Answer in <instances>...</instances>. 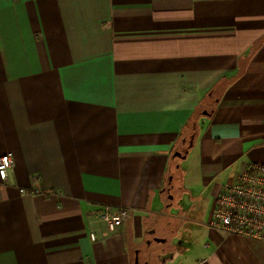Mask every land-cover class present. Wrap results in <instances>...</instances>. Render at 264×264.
<instances>
[{"label": "crops", "instance_id": "obj_1", "mask_svg": "<svg viewBox=\"0 0 264 264\" xmlns=\"http://www.w3.org/2000/svg\"><path fill=\"white\" fill-rule=\"evenodd\" d=\"M7 153L0 264H155V215L180 220L160 264H264L189 217L264 164V0H0Z\"/></svg>", "mask_w": 264, "mask_h": 264}, {"label": "built area", "instance_id": "obj_2", "mask_svg": "<svg viewBox=\"0 0 264 264\" xmlns=\"http://www.w3.org/2000/svg\"><path fill=\"white\" fill-rule=\"evenodd\" d=\"M14 165L13 153L1 156L2 180H7ZM129 216L130 212L125 207L106 205L102 209L100 220L114 231L122 226ZM209 225L228 235L264 242V164H251L236 180L223 185ZM91 238L97 239L95 232L91 233Z\"/></svg>", "mask_w": 264, "mask_h": 264}, {"label": "rangeland", "instance_id": "obj_3", "mask_svg": "<svg viewBox=\"0 0 264 264\" xmlns=\"http://www.w3.org/2000/svg\"><path fill=\"white\" fill-rule=\"evenodd\" d=\"M190 160V157L188 158V160L182 161L181 159H178V163L176 164L175 169H177L179 167V165L181 164L182 166H187L188 162ZM177 172V171H176ZM181 172V171H180ZM180 172L178 171L177 173H175V178H174V182L173 185L174 187L172 188V194H169L168 198L169 199H175L177 198L178 195H181L182 190L180 188V186L182 185V178L180 176ZM182 173V172H181ZM173 197V198H172ZM176 201V200H174ZM176 204V203H175ZM216 202L213 203V198L211 197V195H206L203 196L202 199L200 200L199 204H198V209L192 213L189 214V217L191 218V222L193 220L196 219V221H201L202 225H204L205 227H207L212 219V215H213V210L215 208ZM169 211V210H168ZM169 212H173V211H169ZM171 222V225L169 224ZM180 223V220H178L176 217L174 216H164V215H155L153 216V219L151 220V225H153V227H156V231L154 234H151L150 238L152 240V245L149 248V246H147L144 243V253H149L151 252L155 257V264H160V260L156 258V256L163 252V249L166 248H170L171 247V241L172 239L176 236L177 230H176V226ZM197 223V222H196ZM158 239H168L169 241L166 244H162L158 242ZM151 240H147V244L151 241ZM143 257V255L141 256V258Z\"/></svg>", "mask_w": 264, "mask_h": 264}, {"label": "water", "instance_id": "obj_4", "mask_svg": "<svg viewBox=\"0 0 264 264\" xmlns=\"http://www.w3.org/2000/svg\"><path fill=\"white\" fill-rule=\"evenodd\" d=\"M177 155L180 157H184L181 152H178ZM162 241H165V240L163 239Z\"/></svg>", "mask_w": 264, "mask_h": 264}]
</instances>
